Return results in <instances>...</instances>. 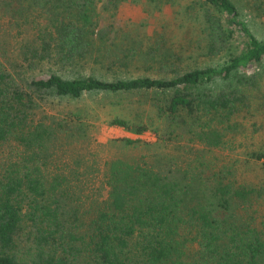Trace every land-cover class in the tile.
<instances>
[{
    "label": "trees",
    "instance_id": "trees-1",
    "mask_svg": "<svg viewBox=\"0 0 264 264\" xmlns=\"http://www.w3.org/2000/svg\"><path fill=\"white\" fill-rule=\"evenodd\" d=\"M99 1L0 0V264H264V220L254 189L234 176L236 160L198 151L183 163L61 164V143L74 136L62 134L78 130L81 115L49 113L87 94L151 93L169 136L185 133L207 151L234 147L262 124L264 37L254 26L264 0L242 9L190 0L201 24L191 58L163 32L140 39L102 25L125 0ZM109 124L148 129L121 117ZM250 156L264 166V151Z\"/></svg>",
    "mask_w": 264,
    "mask_h": 264
},
{
    "label": "rangeland",
    "instance_id": "rangeland-1",
    "mask_svg": "<svg viewBox=\"0 0 264 264\" xmlns=\"http://www.w3.org/2000/svg\"><path fill=\"white\" fill-rule=\"evenodd\" d=\"M105 1L100 0L99 5L102 7ZM234 1L241 9L245 6L244 0ZM190 5V0H172L162 7L148 0H125L120 2L114 14L103 12L101 24L111 22L115 30H128L140 39H147L158 31L163 32L172 49L191 58V55L200 51L201 24L197 16L195 17L194 7L191 8ZM249 13L251 12H245L247 19H250ZM260 22V26L254 27L257 34L264 37V18ZM1 35L4 34L0 33ZM138 73L139 70L135 68L130 74ZM154 100L151 93H101L87 94L69 102L62 101L59 107L49 110V113L60 119L64 112L73 111L81 117L78 119V130L67 128L68 133L62 134L63 137H70L72 134L74 136L62 141L60 163H66L76 156L86 159L95 157L102 163L119 157L130 161L179 160L183 163V156L188 160L193 159L198 151L215 163L220 160H236L234 176L246 181L254 189L250 200L260 220H264V166L261 161L250 156L252 151H264V87L256 96L262 106V115L259 116L262 124L259 130L254 135H238V142L234 147L212 151H207L202 146L188 145L183 138L185 133L169 136L172 128L169 127L168 120L159 113ZM116 117L131 123L146 124L148 129L137 134L124 127L110 125ZM125 138L135 142L127 143ZM92 187L90 184V188Z\"/></svg>",
    "mask_w": 264,
    "mask_h": 264
}]
</instances>
